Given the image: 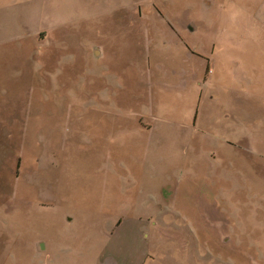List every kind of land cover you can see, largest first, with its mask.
I'll list each match as a JSON object with an SVG mask.
<instances>
[{
	"label": "rangeland",
	"instance_id": "obj_1",
	"mask_svg": "<svg viewBox=\"0 0 264 264\" xmlns=\"http://www.w3.org/2000/svg\"><path fill=\"white\" fill-rule=\"evenodd\" d=\"M0 264H264V0H0Z\"/></svg>",
	"mask_w": 264,
	"mask_h": 264
},
{
	"label": "water",
	"instance_id": "obj_2",
	"mask_svg": "<svg viewBox=\"0 0 264 264\" xmlns=\"http://www.w3.org/2000/svg\"><path fill=\"white\" fill-rule=\"evenodd\" d=\"M44 247H45V245H44V244H42V245H41V248H44Z\"/></svg>",
	"mask_w": 264,
	"mask_h": 264
}]
</instances>
